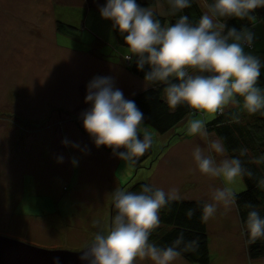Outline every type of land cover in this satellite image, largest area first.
<instances>
[{
    "label": "rangeland",
    "instance_id": "obj_1",
    "mask_svg": "<svg viewBox=\"0 0 264 264\" xmlns=\"http://www.w3.org/2000/svg\"><path fill=\"white\" fill-rule=\"evenodd\" d=\"M100 7L98 0H0V107L6 105L9 117L15 109L24 112L18 130L10 126L11 120L8 128L0 121L5 130L0 159L8 166L0 169V235L47 249L81 251L101 227H110L116 188L129 190L144 181L166 191L179 188L189 200H210L212 190L223 186L219 178L199 171L192 152L205 141L186 134V119L164 134L143 124L154 144L140 166L126 168L123 160L104 150L98 156L96 146L91 162L72 164L82 149L94 146L81 115L90 108L88 83L110 76L126 99L146 89L145 81L127 69L128 46L118 40L110 20L102 18ZM155 8L166 14L163 0ZM57 20L74 28L58 31ZM255 28V48L246 46L245 52L264 62V19L256 20ZM18 94L24 96L19 99ZM76 102L82 108L72 109V116L84 129L63 112ZM216 116L200 118L209 122ZM15 134L21 139L8 145ZM65 138L80 148L66 146ZM14 150L17 157L11 163L7 157H14ZM59 156L64 157L62 163ZM234 188L236 193L244 191V179ZM22 212L36 218L20 220ZM207 226L211 264H253L237 206L226 214L221 207ZM254 262L264 264V258ZM175 264L194 263L181 257Z\"/></svg>",
    "mask_w": 264,
    "mask_h": 264
},
{
    "label": "clouds",
    "instance_id": "obj_2",
    "mask_svg": "<svg viewBox=\"0 0 264 264\" xmlns=\"http://www.w3.org/2000/svg\"><path fill=\"white\" fill-rule=\"evenodd\" d=\"M198 0H167L172 15L180 13L174 24H163L152 7H142L137 0H106L99 8L102 18L124 36L131 55L140 70L145 65V88L164 85L162 99L171 112L185 106L186 134L205 141L193 149L192 156L199 171L223 182L211 192L210 200H197L200 222L207 224L222 207L225 214L237 205L234 185L253 171L247 164L264 166V151L252 154L247 147L233 149L228 155L225 139L212 138L206 119L235 109L233 122L244 117L264 119V87L258 78L264 62L245 47H252L254 33L249 28H228L226 19H254V11L264 8V0H203V14L192 23L182 14ZM225 29L227 31L225 32ZM126 33V35H125ZM255 48V45L252 49ZM251 49V48H250ZM207 73V75H206ZM86 103L90 108L82 115L83 125L97 148L108 146L114 155L132 168L154 144L151 132L143 126L144 114L134 100L126 99L110 76L94 77L87 85ZM140 133H143L142 139ZM62 143L70 142L65 138ZM75 148L79 144L72 143ZM123 147L124 151H120ZM87 151V148L82 149ZM219 157V159H217ZM63 156L57 161L62 163ZM72 164L78 165L73 158ZM264 190V176L256 181ZM186 197L179 188L164 190L154 184H142L140 191L116 188L111 193L115 214L110 227H101L92 241L83 247L80 261L87 264H175L185 253H196L199 238L186 239L181 231L170 244L161 246L150 238L162 223V211L170 212ZM244 222L248 243L264 240V215L251 202ZM197 209H187L191 220ZM52 264H64L62 256H54Z\"/></svg>",
    "mask_w": 264,
    "mask_h": 264
},
{
    "label": "trees",
    "instance_id": "obj_3",
    "mask_svg": "<svg viewBox=\"0 0 264 264\" xmlns=\"http://www.w3.org/2000/svg\"><path fill=\"white\" fill-rule=\"evenodd\" d=\"M166 6V14H161L156 10V6L159 0H137V3L142 7H152L154 12L157 13L158 18L161 20L162 25L174 24L180 13L172 15L169 11V5L167 0H163ZM101 6L106 4V0H98ZM204 8L202 7L201 0L193 3L191 8L185 9L182 14L188 15L192 23L198 22L200 16L203 14ZM254 19L249 21L247 19H239L231 17L226 19L227 27H235L237 30L242 28H249L255 36V23L256 20L264 19V8H258L253 13ZM113 24V22L110 20ZM56 28L58 31H66L67 29H73L74 26L68 25L62 21H57ZM118 40L126 45L124 36H122L118 29H114ZM227 29H225V32ZM126 35V33H125ZM253 44H255L253 42ZM129 56V55H128ZM127 69L134 75L140 77L145 81V74L150 70L148 65H145L143 70H140L137 66L136 58L128 59ZM258 85L264 87V73L261 72L258 78ZM164 85L148 86L140 93L132 96L130 100H134L138 108L143 112L144 119L143 124H147L155 129L158 133L164 134L173 129L177 124L185 119L188 109L185 106H181L175 112H171L162 99V91ZM235 109L226 110L223 114H217V116L211 121L207 122V128L209 133H213L216 136L223 137L225 139L226 146L228 148V155H235L232 150L240 147H247L252 154H258L264 151V119L258 117H244L241 123H235L232 120ZM78 124L81 128L80 121ZM143 133H140L142 139ZM102 150L113 154L112 149L106 145L99 147ZM121 147L120 151H124ZM153 147L145 153L143 157L136 163L140 166L143 160L148 154H152ZM253 173V178L247 176L243 177L246 183V189L237 193V209L239 213L240 222L245 234L244 222L247 220L248 210L244 205L247 202H251L255 205L264 215V190H260L257 187L256 181L264 176V166L257 167L254 164H247ZM147 182H139L132 186L129 191H140L141 185ZM149 184V183H148ZM203 201V200H202ZM197 209L196 215L189 220L186 216L187 209ZM15 214V212H14ZM112 217L115 214L113 205L111 204ZM200 210L197 208V200L185 199L182 203H176L172 206V210L162 211L161 226L153 232L151 240L155 241L161 246L170 244L176 239L178 234L183 231L186 239L199 238V249L196 253H185L182 255L184 259L194 264H211L212 258L209 248V234L207 224L200 222ZM247 250L249 256L252 259L264 258V240L257 241L255 244H249L247 236L245 234Z\"/></svg>",
    "mask_w": 264,
    "mask_h": 264
},
{
    "label": "water",
    "instance_id": "obj_4",
    "mask_svg": "<svg viewBox=\"0 0 264 264\" xmlns=\"http://www.w3.org/2000/svg\"><path fill=\"white\" fill-rule=\"evenodd\" d=\"M81 251L47 249L0 235V264H52L54 256H62L64 264H87L79 256Z\"/></svg>",
    "mask_w": 264,
    "mask_h": 264
},
{
    "label": "crops",
    "instance_id": "obj_5",
    "mask_svg": "<svg viewBox=\"0 0 264 264\" xmlns=\"http://www.w3.org/2000/svg\"><path fill=\"white\" fill-rule=\"evenodd\" d=\"M58 21V20H57ZM57 21L55 22V27H56V25H57ZM57 29V28H56ZM255 45V44H254ZM24 95H16V97L17 98H19V99H21L22 97H23ZM130 100V99H129ZM80 105V103L78 104L77 102L75 103V104H70L67 108H65L64 109V113L65 114H68V115H71V121H74L78 126H79V124H78V119H75L74 118V116H72V109H74V108H79V109H81L82 107L81 106H79ZM77 106V107H76ZM15 109V108H14ZM16 111H13V112H11V115H10V117L8 116V115H6V105L4 106V108H3V110H2V107H0V121H2L3 122V125L2 126H6L7 128L9 127V125H8V121L9 120H11V123H10V126H17V130L19 129V127H21V125H20V115L21 114H24V112H19V110L18 109H15ZM85 111V110H84ZM6 116V117H5ZM51 121V120H50ZM53 122H54V120H53ZM50 123V122H49ZM0 124H2L1 122H0ZM53 124H55V123H53ZM56 125V124H55ZM80 127V126H79ZM81 128V127H80ZM82 129V128H81ZM5 132V130L4 129H2V128H0V135L2 134V133H4ZM88 133V132H87ZM88 136L90 135L89 133L87 134ZM12 138H11V141L9 142V144L8 145H14V144H16L18 141H19V139H21V138H19V136L17 135V134H15V135H12L11 136ZM53 136H51L50 138H52ZM0 144H2L1 142H0ZM40 144H41V142H40ZM93 145L94 146H92V147H88L87 148V151H80L79 153H78V156H77V160L79 161V162H81L82 164L83 163H85L86 161H87V163L88 162H91L94 158H93V155H92V148H96L95 146V143H94V141H93ZM2 146V145H1ZM1 146H0V149H1ZM89 150H91V152L89 153ZM15 151V150H14ZM96 152H97V154H98V156L99 155H102L103 156V150H101V149H96ZM106 152V151H105ZM108 153V152H107ZM109 154H111V153H109ZM112 155H114V154H112ZM43 156H45V155H43ZM16 157H17V153H16V151H15V156L14 157H12V156H9V157H7V158H9L10 160L12 159V161H11V163H14L15 162V160H16ZM3 157H1V159H0V169H3V171H4V168H6V170H7V168H8V166H6V164H5V161H4V158L2 159ZM107 159H109V158H107ZM110 160V159H109ZM86 163V164H87ZM17 164V163H16ZM19 167H23L22 166V164H20L19 165ZM97 166H95V168H96ZM12 168V167H11ZM116 168V166L114 167V169ZM113 169V176H115V170ZM97 172V171H96ZM0 177H2V174H0ZM24 184H25V182L23 183V186L22 187H24ZM0 186H1V184H0ZM2 187V186H1ZM0 187V188H1ZM6 188V185L4 186V188L3 189H5ZM35 190V189H34ZM30 217H34V218H36V216H33V215H30V214H27V213H24V212H22V214H19L18 213V219H20V220H26V222L28 221V220H32ZM242 228V227H241ZM243 232V234H244V231H242ZM244 250V249H243ZM245 251V250H244ZM244 251H242V253L243 254H245L244 255V257L245 256H247L248 257V253L246 252H244ZM258 259V258H257ZM253 262V264H258V263H256V262H254V261H256V259H254V260H252V259H250V262Z\"/></svg>",
    "mask_w": 264,
    "mask_h": 264
},
{
    "label": "built area",
    "instance_id": "obj_6",
    "mask_svg": "<svg viewBox=\"0 0 264 264\" xmlns=\"http://www.w3.org/2000/svg\"><path fill=\"white\" fill-rule=\"evenodd\" d=\"M254 47V44L252 45V47H250L251 49Z\"/></svg>",
    "mask_w": 264,
    "mask_h": 264
}]
</instances>
